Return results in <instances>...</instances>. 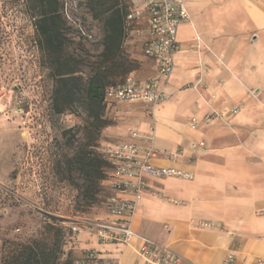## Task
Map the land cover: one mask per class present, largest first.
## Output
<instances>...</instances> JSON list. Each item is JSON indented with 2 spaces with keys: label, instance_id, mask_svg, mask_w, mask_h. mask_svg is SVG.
I'll use <instances>...</instances> for the list:
<instances>
[{
  "label": "rangeland",
  "instance_id": "obj_1",
  "mask_svg": "<svg viewBox=\"0 0 264 264\" xmlns=\"http://www.w3.org/2000/svg\"><path fill=\"white\" fill-rule=\"evenodd\" d=\"M55 1L63 21V64L76 70L75 76L81 81L71 107L62 115L55 114L52 107L56 87L52 75L58 66L44 52L37 33L40 0H0V264L31 250L44 252V260L51 264L50 250L57 235L60 264H72L84 251L100 246L87 232L95 220L105 216L107 186L98 181L96 168L85 183L74 164L75 158L81 153L99 156L109 143L126 141L131 134L151 142L154 148L159 105L151 108L142 103H111L102 111L105 125L97 129L88 116L95 108L87 103L85 93L104 49L103 22L93 18L97 5L105 2L128 14L134 11L138 0L51 3ZM232 1L202 0L203 31L195 43L188 44L184 54L188 61L178 64V82L166 95V101L173 106L169 117L180 124L178 131L197 133L196 139L175 143L167 154L181 166L195 161L188 151H197L198 147H241L250 135L256 136L252 147L260 146V131H264V75L259 68L264 65L245 56L264 51V30L253 28L245 17L232 13ZM194 5V0H184L185 8ZM208 23L217 24L220 31L209 32ZM140 29L138 20L128 26L124 23L120 49L114 60L106 61L103 67L107 85H121L132 76L147 77ZM228 51L229 65L224 59ZM248 63L255 71L244 75ZM226 73L253 83L240 102L251 107L253 116L263 118L254 126L236 130V139L225 133L228 118L214 116L228 103L216 90V86L223 85ZM187 105L190 107L184 108ZM207 115H212L210 121L205 120ZM214 161L218 163L216 158ZM169 179L172 181L167 183L176 187L185 183ZM257 182L264 183V173ZM174 200L182 205L189 202L188 197Z\"/></svg>",
  "mask_w": 264,
  "mask_h": 264
},
{
  "label": "crops",
  "instance_id": "obj_2",
  "mask_svg": "<svg viewBox=\"0 0 264 264\" xmlns=\"http://www.w3.org/2000/svg\"><path fill=\"white\" fill-rule=\"evenodd\" d=\"M194 3L193 8H186L189 21L178 29L175 67L164 89L165 95L170 94L172 85L178 82V64L188 61L184 57L188 44L195 43L203 31L202 0H194ZM229 9L245 17L253 28L264 30V0H233ZM206 28L209 32L220 31L215 23H208ZM181 34L185 36L181 37ZM245 57L256 58L257 63L264 65V51L247 53ZM224 59L229 65L230 51L226 52ZM146 61L147 77L132 76L135 81L142 82L153 74L151 62ZM247 65L244 66L247 70L242 68L240 73L243 70L242 74L247 75L255 71L249 63ZM259 73L264 75V68L260 67ZM223 79V85L216 86V90L228 100L225 109L233 105L240 107L236 115L228 118L230 129L225 132L236 139V130L254 126L264 117L256 118L251 107L240 102L250 92L253 83L239 80L231 73H226ZM172 111L173 106L166 101L155 113L158 124L152 135L155 136L154 148L160 154L158 164L187 170L193 177L183 180L185 183L181 187L168 184L172 181L170 177L162 182H159L161 179H148V192L142 196L135 211L133 230L168 246L190 264H228L227 258L231 255V264H264V183L257 182L259 175L264 173V131H260L261 141L257 149L252 147L256 136L250 135L247 144L241 147L189 150L188 155H193L195 161L181 166L167 154L175 143L196 139L197 133L178 131L180 124L169 117ZM214 122L220 121L215 119ZM187 197L188 204L182 205L174 200ZM90 250L98 251L109 259H120L121 264H130L134 260L129 250L114 245L96 246Z\"/></svg>",
  "mask_w": 264,
  "mask_h": 264
},
{
  "label": "built area",
  "instance_id": "obj_3",
  "mask_svg": "<svg viewBox=\"0 0 264 264\" xmlns=\"http://www.w3.org/2000/svg\"><path fill=\"white\" fill-rule=\"evenodd\" d=\"M137 2L134 11L125 16V25L128 26L135 20L140 22L141 29L138 32L142 53L151 62L153 74L142 82L128 77L121 85L106 87L103 106L126 102L142 103L155 108L167 98L164 89L175 67L178 29L181 24L189 21V15L184 7V0ZM239 110V105H233L215 112L214 116L226 120ZM149 113L153 115L152 112ZM211 117L212 115H207L205 120L210 121ZM192 128L195 126L192 125ZM199 144L202 146L201 142ZM101 153L110 168L105 180L108 192L105 216L95 220L87 232L88 237L95 239L100 246L114 245L129 250L134 258L130 264H190L168 246L135 232L132 222L142 196L148 192V179L170 177L191 180L192 173L173 166L159 165L160 154L154 150L152 143L136 134H131L126 141L109 143ZM103 254L107 255V252ZM232 261V255L228 256V264ZM72 264L121 262L120 259L106 258L98 251L86 250Z\"/></svg>",
  "mask_w": 264,
  "mask_h": 264
},
{
  "label": "trees",
  "instance_id": "obj_4",
  "mask_svg": "<svg viewBox=\"0 0 264 264\" xmlns=\"http://www.w3.org/2000/svg\"><path fill=\"white\" fill-rule=\"evenodd\" d=\"M40 3L42 4V8L37 23V33L40 37L44 52H46L51 62L58 66L55 68L56 71L52 75V78L56 81L52 107L55 114L62 115L71 107L73 103L72 99L76 95L75 93L81 81L75 76L76 70L70 69L63 64L61 50L63 45L62 37H64V34H62L63 21L59 12V4H57L56 1L53 4L51 0H40ZM97 6L98 11L94 12L93 18L102 20L103 22L105 35L102 46L104 49L99 57L100 62H96L95 64L94 73L86 85L85 93L87 103L95 108L88 112V116L96 123V128L100 129L105 125L101 118L102 111L104 110L103 92L108 86H117L107 85L108 83L105 82L106 77L103 75V67L106 61L111 62L114 60L120 49L121 39L124 34L125 16L127 14L126 12H122L121 9H117L115 5H110L105 2ZM74 164L81 172L85 183L89 181L90 173H92L95 168L98 172V181H103L105 183L110 168L102 153L99 156L93 155V157L81 153L75 158ZM58 237L59 235H57L56 241L52 244L53 248L50 250L51 264H60L61 248ZM44 259V252L37 253L31 250L29 254L23 257L21 255L13 256L6 264H48ZM66 264L69 263L66 262Z\"/></svg>",
  "mask_w": 264,
  "mask_h": 264
},
{
  "label": "bare ground",
  "instance_id": "obj_5",
  "mask_svg": "<svg viewBox=\"0 0 264 264\" xmlns=\"http://www.w3.org/2000/svg\"><path fill=\"white\" fill-rule=\"evenodd\" d=\"M158 105H160V104H158ZM158 105H156V107H157ZM155 117H156V116H155Z\"/></svg>",
  "mask_w": 264,
  "mask_h": 264
}]
</instances>
